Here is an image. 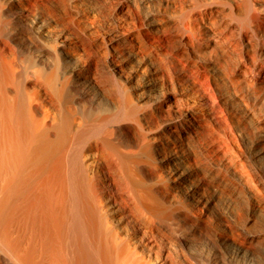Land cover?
I'll return each mask as SVG.
<instances>
[{
	"label": "bare ground",
	"instance_id": "6f19581e",
	"mask_svg": "<svg viewBox=\"0 0 264 264\" xmlns=\"http://www.w3.org/2000/svg\"><path fill=\"white\" fill-rule=\"evenodd\" d=\"M38 1L44 2L0 0V264H211L213 260V264H233V258L229 259L222 252L214 258L208 253L196 255L199 247L204 249L206 246L201 237L162 233L165 230H162L161 215L167 214V209L162 203L161 182L165 181L163 174H167L193 205L210 212L219 211L216 203L222 199L212 193L213 189L200 177L202 173L195 166L194 151H191V145L185 144V138L202 128L208 118L219 122V115H216L219 105L213 99L215 94L207 67L213 58L203 57L202 48L218 50L220 46L223 54L230 58L227 63L231 65L226 66L229 74L242 77L249 86L250 96L259 102L264 98V0H190L182 6L178 20H175L180 29L177 36L198 63L191 69L182 61L181 67H177V79L169 78L167 66L151 52L146 58L139 59L134 48H129L128 53L121 49L122 45L120 47L118 43L126 37L123 32L116 29L112 34L108 33L105 38H108L110 52L106 62L114 76L111 77L123 80L125 90L134 96L121 94V110L115 111H86L75 106L78 103L70 106L59 102V97L65 95L66 83L73 82L72 78L65 83L67 72L63 74L65 80H59L62 73L59 77L57 68L64 66L62 57L64 63L71 61L74 64L69 67L71 72L83 79L79 101L97 104L99 95L94 92L95 87L102 91L101 99L110 97L94 73L86 78L81 75L83 67L78 64L72 46L80 45L82 36L47 12H38L35 8ZM72 1L77 4L91 0ZM114 1L121 13L112 19L116 24H135L140 18L146 22L144 35L149 41L158 37L163 45L168 36L171 37L166 30L168 35L164 32L160 11L153 9L151 3H156L155 0ZM181 3L182 0H164V7L160 5L161 16L162 9L174 10ZM43 5L45 8V3ZM30 32L34 35L29 36ZM147 43L150 42L145 40ZM153 47L152 51L156 48ZM254 47L259 51H254ZM26 54L29 58L35 57L36 62L33 58L27 62ZM53 55L61 64L55 62ZM30 61L33 64L29 66ZM55 63L58 66H54ZM62 68H58L59 71H67ZM56 95L58 105L62 106L58 112L51 110L52 114L46 110L44 101L52 104ZM141 104L144 110H139ZM248 107L256 110L259 106ZM161 114L165 125L171 118L180 120L182 127L178 132L168 125L172 137L162 141L159 136L166 128L162 130L157 126L156 132L147 129L155 118H161ZM166 114L170 117H164ZM120 115L133 118L137 124L144 121L148 132L142 127V134L136 135L131 125L117 119ZM211 123L209 125H213ZM220 123L224 126L222 121ZM117 135L126 136H122L125 140L120 137V141L117 140ZM260 135L254 143L245 133L243 139L248 148L247 155L264 182V135ZM223 138L220 141L228 143L227 140L224 142L226 137ZM221 144L217 143L220 150ZM161 147L167 151L161 153ZM201 158L197 159L198 164L202 162ZM206 159L201 166L209 160ZM207 170L205 172H209ZM222 176H218V180ZM258 193L264 196L260 188L257 196ZM260 201L255 202L259 213L263 203ZM228 230L229 226L222 224L219 234L224 246L229 248Z\"/></svg>",
	"mask_w": 264,
	"mask_h": 264
},
{
	"label": "rangeland",
	"instance_id": "374dc122",
	"mask_svg": "<svg viewBox=\"0 0 264 264\" xmlns=\"http://www.w3.org/2000/svg\"><path fill=\"white\" fill-rule=\"evenodd\" d=\"M70 1H72V0H44V2L38 1V4H37V2L35 3V8L37 9L38 12H42V13L47 12L48 15L50 14L51 16L56 18L60 24L65 23L63 25H65V26L70 25L71 30L73 29L72 31H74L75 33L82 36L81 44L77 45L76 47L72 46V48H73L72 51L74 50L73 52L76 54V55L75 54L74 55L76 56V58L78 60L77 61L78 64H80V66L83 67V69L80 70L81 75L83 74L82 76H84L86 78V77L92 76V74L94 73L93 76L95 78H97V80L103 85V87H104L103 89H105L106 91L109 92L110 98L101 99V92L102 91L99 90L97 87H95L94 92L96 93L97 96L99 95V97L97 99L98 100L97 104L92 105V104L87 103V102L79 101L80 100L79 94H81V92L83 90V88H82L83 87L82 86L83 79H78L76 74L71 72L72 65H74V64H71L72 63L71 61L64 63L65 60L62 57L61 62L64 65L62 68V66L59 65L61 63L58 62L60 59H58V61H57L56 55H55V57L53 55V57L56 59V61L54 59H52V60L57 62V64L59 63L58 68L61 67L62 70L67 68V71H65L64 73L61 71V69L59 71V69L57 68V72H59V74L62 73V76H63L62 77L61 74L60 75L58 74L59 77L61 76V79L59 78V80H63V79L65 80L64 75L66 74V72H67L68 76H66L65 83L69 79L71 81V79L73 78L72 79L73 82L71 81L72 84L69 81H68L69 83L68 82L66 83L67 87L65 90L66 91L65 95H63L64 94L63 93L62 94L63 96L59 97V99H60L59 102L61 101L62 105H66V104L70 105L71 104L70 106H74V103H76V104L78 103L75 106H78L80 110H86V111H88V110H114L115 111V110H121L120 109V102H121L120 99H122V98H120L121 94L123 96L124 95L125 96L130 95L132 98H134L132 93H128L125 90V85L123 84L125 82L123 80L120 81L118 77H117V79L120 82H118V80H116V77H115V79H113L114 76L109 71V68H108V65L106 62V59L108 60L110 48L108 46V38H105V36H107L108 33L112 34L114 32V30H116V29L120 32H123L124 33V34L122 33L123 36L126 35V37H123V39L120 41L121 43H118L120 47L122 45L121 49H123L126 53H128L129 48H131V49L134 48V50L135 51L137 50V52L139 53V59L140 58L141 59L146 58L148 56V54L150 55V52H151V55L153 54L154 56L159 57V59L164 62L165 66H167V68H168L167 71H169V73H170V74L167 73V75L171 79L172 78L177 79V76H178L177 75V73H178L177 67H181L182 64L180 65V63L182 61H183V64L185 63L187 65V66L185 65L187 68L190 67L191 69H193V66L198 63V59L193 57V55L190 53V50L184 44H181L180 40L178 39V38H180V37H178L180 35L179 34L180 29H179V27H177L178 24L175 25V23H176L175 20H178V16L180 15V12H181L180 11L181 7L186 6L190 0H182L181 6H179V8L174 9V10L173 9H167V10L164 9L163 10L162 9L163 17L161 16V9L160 8L164 7L163 6L164 0H158V2L155 0L156 3H151L154 6V7L151 6V8L153 7V9L160 11L159 12L160 13L159 18H160V20L161 19L164 20V21L162 20V22L164 23V32L166 33V31H167L169 33V35L171 36V37L168 36V40H167L168 43L166 42L163 45L161 44V41L158 39V37L153 38L152 41H149L146 38L147 37V36H145L146 35V28L144 29V27H145L144 22L145 21L143 19L141 21L139 18L137 20L139 22H135V24L131 23V22H129V23L122 22V23H124L123 25H121L122 23L116 24L114 22V20L112 21V19H114V15H118V13L121 15L120 11H118L116 9V5H115L116 2L114 0H111L112 3L109 2L110 0H107L108 2L103 1V0H99L100 2L99 1L97 2L96 0H94V1L91 0L89 2L84 1V3L78 2L77 3L78 5L76 3H74L73 1L72 2H70ZM92 1L93 2L96 1L98 3L97 5H99V6L96 5V2L93 4ZM186 1H188V2H186ZM44 3L46 6H45V8H42V7H44V5H43ZM90 3L93 5H91ZM101 3L103 4L102 6H101ZM159 3H161V4H159ZM74 4H75V6H74ZM89 4H90V6H89ZM114 5H115V7H113ZM160 5H161V7H160ZM84 6H85V9H84ZM95 8H96V10H95ZM47 10L50 12H48ZM86 13H87V15H84ZM79 15H80V17H79ZM83 15H84V17H83ZM87 16H88V18H87ZM85 17L87 18V20ZM176 17H177V19H176ZM117 26L118 27L120 26V27L118 28ZM146 26H147V24H146ZM144 30H145V33H144ZM141 32H142L143 36H142ZM29 34H31L29 36L34 35L32 32H30ZM141 36L144 38V40H142L143 38ZM138 37H141V39ZM138 39H140V41L142 40L144 42V44H145V40L147 42H150V43H147L145 45H143V42H141V44L143 45V49H142L143 52L141 51L142 47H140L141 44H140V41H138ZM157 39L159 41H157ZM134 42L136 43V45ZM155 42H157V43H155ZM158 43L162 47L160 45H156ZM148 44H151L149 46V48L147 47ZM132 45H134V47H132ZM152 45L153 46L155 45V46L153 47ZM74 47H75V49H74ZM152 47H153V49L155 47L156 48L152 51ZM212 48L214 49L215 47H212ZM212 48L206 49V50H205V48L204 49L202 48V50H204L203 51L204 53L201 55H203V57L205 56L206 58H209L210 56L213 58L212 61L208 63L207 67L210 68V69L208 68L210 70V71H208V73L210 72L208 74V76L210 78V84L212 86V90L214 89L213 94H215V98H213V99L216 100V104L218 103V105H219V108L217 107V110H216V113H218V114H216L217 117L219 115V117H218L219 122L218 123L213 122L212 120H210V118H208L209 120L208 119L205 120L206 122L202 128L194 131L195 133L193 132L185 138V144L191 145L190 146L191 151H194L193 154H194L195 158L200 160L199 158H201V156H202V158H201V159H203V160H201L202 162L199 161V164H198V160L195 159L194 163L196 162L198 164V166H197V164H195V166H196V168L198 167L197 169H198V171H200L199 173L200 174L202 173L201 175L200 174L199 175H200V177H202L204 179L207 186L209 188H211V190L213 189L212 193L217 194L219 196L220 200L222 199L220 202L218 201L216 203L219 211L217 213H215V212H210L208 209L203 208V207H200V208L196 207L195 205H193L192 202H190L184 195H182L177 190V188L175 187L174 182H173V180H171L170 176H168L167 174H163L165 181L163 183L161 182V189L163 190V192L161 190V195L163 193V195L161 197L164 198V200L162 199V203L164 204L165 208L167 209V214L165 213V214L161 215V218H162L161 223H164V224H162L163 229L162 228L161 229L165 230V232L164 231L162 232L163 234H165L167 232L166 235H168V233H172V236L173 235L179 236L181 233L182 234L187 233L188 235L192 234V235H195L197 237L203 238L204 241H206V246L204 247V249L199 247L197 249L198 251L196 252V255H201V253H208L212 258H214L218 254H220V252H222L229 259L233 258V264H264V214H263L264 213V208H263L264 207L263 206L264 205V196L262 195L263 196L262 197L259 193H258L259 195L257 196L258 188H260L264 194V188H263L264 182H262V178H260V175L257 174L258 172L256 170L255 164L253 163L251 158L248 157L249 154L247 155L248 148H246L247 145L243 139V133H245V134H247V138L249 139V141L251 143L252 142L254 143V141H256L257 139L260 138V136H261L260 134L264 135V132H263L264 128L261 130V127H264V121H263L264 120V117H263L264 116V113H263L264 112V98L260 99L259 102L255 101V99H253V97L250 96L251 93H250V90L248 89L249 86H248V84H246V81L244 82V79L242 77L238 78L239 76H232L231 73L229 74V71H228L229 67L228 68L226 67V66L231 65L230 62H229V64L227 63L228 61H230L229 56L223 54L224 52H222V49L220 48V46H218V50L220 52L217 50V48H215L214 51H212ZM131 49H130V51H131ZM156 49H158V50H156ZM254 49H255L254 51H256V50L259 51L255 47H254ZM139 50H140V52H139ZM160 50H161V52H159ZM155 52L159 53V55L156 54ZM160 53L162 56L160 55ZM26 55L28 57V58H25L27 62H28V59H31L32 61L34 59V62H36L35 57L33 58L31 56L33 58L32 59V58H29L30 56H28V54H26ZM29 55H32V54H29ZM223 56H227L226 57L227 60H224L225 57H223ZM90 57L93 59L92 61H90L91 60ZM32 61H30L31 63L29 62V64H28L29 66L33 64ZM89 62H91V63H89ZM84 63H85V65H84ZM222 63H224V64H222ZM57 64L55 63L54 66L55 65L58 66ZM87 65H88L89 69H88ZM91 65H92V67H91ZM222 65L224 66V69H223ZM69 67H71V68H69ZM190 68H189V70H190ZM55 69H56V67H55ZM92 71H94V72H92ZM230 75L232 78L229 77ZM111 76H113V78ZM233 77H235V79H233ZM110 81L112 83V86H111V83H109ZM115 81L117 82V85H115ZM121 84H122V87H120ZM69 87L72 89H69ZM118 88H119V90L121 89L120 93L118 92L119 91ZM126 88H129V87L126 86ZM123 93H126V94H123ZM193 96H196V94L193 93ZM57 100H58L57 95L55 96V98L53 97V101H52L53 105L50 104V101L45 100L44 102H45L46 110H48L49 112L51 110H52V112H55V111L58 112L59 107H61L62 105L59 103V105H60L59 106ZM256 103H258V104H256ZM254 105H256L257 107L259 106V107L256 108V110H250L248 106H250V108L251 107L253 108ZM142 107H143V109H141ZM141 108L139 110H144L145 107L142 105ZM201 111L204 112V110H201ZM52 112H50V113H52ZM52 114H54V113H52ZM166 115L167 116H164V117H167V118L170 117V116H168L169 114H166ZM120 116L117 119L120 121L122 120L124 123L127 122L128 125H131V128L134 129L133 130L134 133H136V135H138V136H140L139 134H142V132H141L143 130L142 127L144 129H146V127L148 126L144 121L141 122L142 124H137L136 120L134 121L133 118H131V117L124 118L125 115H120ZM158 117L160 118V116H158ZM162 117H163V115L161 114V118L159 120L157 118H155L154 119L155 121L153 120L152 123L150 124L151 129L149 128V126L147 128V129L152 130V131L157 129V126L158 127L161 126V128H163L162 130H164L166 128L164 130L165 132L161 131V137L159 136L161 141L164 140L165 137L166 138L172 137V135H171L172 133H169L171 131L168 130V125H171V127L173 129L177 130L178 132L181 131V129H182V127L180 125L181 122H179L180 120H174V119L169 118L170 119L169 122L170 123L173 122V125H172V123L165 125L166 123H164V119ZM119 118H121V119H119ZM125 119H127V120H125ZM259 120H260V122H259ZM120 121H117V122H120ZM176 121L178 122L177 124H179V125H177L175 123ZM207 121H209V124L212 122L211 124H213V125L207 124L208 123ZM221 121L223 122L222 124H224L225 127L223 125H221V123H220ZM174 123L176 125H174ZM219 123H220V125H219ZM260 123H261V125H260ZM262 123H263V125H262ZM208 125L211 127H209ZM220 126L221 127L223 126L224 131L222 130L223 128H221ZM215 127H217V128H215ZM147 129H146V132H148ZM218 131L219 132L222 131L221 132L222 134L219 133ZM143 132L145 133V131H143ZM155 132H156V130H155ZM202 135H203V138H201ZM215 135H216L217 139L215 138ZM117 136H116L117 140H119V137H120V140L121 139L125 140L124 137H126L124 135H117ZM122 136H124V137H122ZM141 136H143V135H141ZM146 136H147V134H146ZM189 136H191V137H189ZM198 136L201 139H203L205 143L207 142L208 144L206 143V145H204L205 143H203V140H201ZM213 136H214V138H213ZM218 136L219 137L223 136L224 138L226 137L224 142H226V140H227L228 143H223V140L221 142L220 140L223 137L218 138ZM209 137L211 139H209ZM207 138H208V141H207ZM212 138L214 141L212 140ZM186 140L188 142H186ZM211 140H212V142H211ZM209 141L211 142V144ZM201 143H203V146ZM217 143L218 144L223 143V148H222V144H221V150L218 147ZM210 147H211V149H209ZM213 147H215V148H213ZM226 147H228L229 149H226ZM212 148H213V151H212ZM165 150L166 149L161 147V153H164L167 151V150L166 151ZM218 150H220V151H218ZM222 150L225 152L220 153ZM195 151H197V153ZM208 154H210V155H208ZM203 157L207 158L206 160L209 159L208 160L209 162L207 161L208 163L205 162V164H203V166H201L204 159H205ZM227 162H229L228 165H227ZM232 165L235 167H233ZM204 167L206 168V170L209 169V170H207L209 172H205L206 170L202 171V169H204ZM240 170L242 172H243V170H245V171H244V173H242V172H240ZM235 173H236V175H235ZM221 175H223L221 177V180H218V178H219L218 176H221ZM224 177L227 178V180ZM222 178H224L223 183H222ZM161 181H163V180H161ZM258 183H259L260 187H258L259 186V185H257ZM261 183H262V185H261ZM251 186L253 187V190H251V188H252ZM254 187H256L257 190ZM254 189L256 190V192L254 191ZM164 191H166L167 193H164ZM257 199L261 200L260 201L261 203L263 202L262 203V210L260 211V213L255 208V204H256L255 202L257 201ZM168 209L172 212L168 211ZM230 210H231V212H230ZM165 222H166V224L168 222L169 226L168 225L167 226L169 227V229L166 228L167 226H166ZM223 222H225V223H223ZM169 223L170 224L172 223L171 226ZM222 224H227L229 226V230H228L229 241L227 243L229 248L224 246V244L222 243V240L220 239L221 237H220L219 233H220V228H221ZM172 225H173V227H172ZM170 228H174V229H170ZM217 229H219V230H217ZM168 230H170V231H168ZM172 230H174V231H172ZM230 233H232V234H230ZM169 236H170V234H169ZM204 250H205V252H204ZM240 252H242V253H240ZM226 254H229V256ZM214 262L215 261L213 260V262L211 264H213Z\"/></svg>",
	"mask_w": 264,
	"mask_h": 264
}]
</instances>
